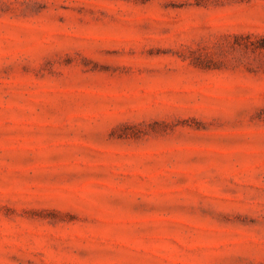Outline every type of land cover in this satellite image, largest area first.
<instances>
[{
    "label": "rangeland",
    "instance_id": "1",
    "mask_svg": "<svg viewBox=\"0 0 264 264\" xmlns=\"http://www.w3.org/2000/svg\"><path fill=\"white\" fill-rule=\"evenodd\" d=\"M0 264H264V0H0Z\"/></svg>",
    "mask_w": 264,
    "mask_h": 264
}]
</instances>
